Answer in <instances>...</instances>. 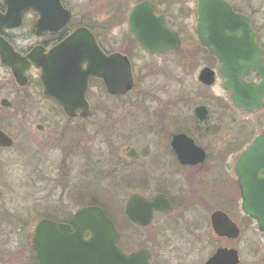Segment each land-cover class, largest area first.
I'll return each instance as SVG.
<instances>
[{"label": "flooded vegetation", "instance_id": "af4514ba", "mask_svg": "<svg viewBox=\"0 0 264 264\" xmlns=\"http://www.w3.org/2000/svg\"><path fill=\"white\" fill-rule=\"evenodd\" d=\"M78 1L37 0V3L43 6L45 16V21L40 26L41 14L37 9L29 7L22 10V6L16 5L11 14L8 0H0V17L11 14L6 25L0 26V132L13 141L10 147L0 146V152L13 149L17 143V135L35 138L38 135L44 136L51 126L50 103L56 106L57 118L61 116L69 121H86L98 116H107L106 123H95L96 134L92 136V140L95 142L97 137L98 140L92 152L93 165L91 163V170L86 173L85 181H80L82 183L80 185L89 184L91 191L84 189L89 190L90 196H118L120 191H137L129 196L138 194L145 200L163 196L166 199L169 209L155 210L149 223L140 227L142 249L150 251L152 264H161L156 262L153 242L165 248L170 244V237L172 239L182 235L181 233L187 234V231L212 232L219 246L211 257L219 249H235L241 264V255L238 248L234 247V243L242 237L245 225L248 228L255 226L257 231L259 225L243 209L236 164L255 139L264 135V130L256 131V127L252 129L244 123L233 131L229 130L228 133L234 134H220L222 127L229 124L223 113L215 117L212 110L202 104L198 105L189 117H181L175 103L168 106L161 98H157L150 99L152 102L148 105L146 99L142 97L144 113L139 126H136L137 131L132 133L128 130L129 119L115 120L113 113H97L98 106L95 104L93 88L97 83L103 87L105 85L103 80L95 78L89 81L86 98L91 115L83 118L79 113L75 118H70L53 99L45 96L41 83V69L30 60L35 53H40L44 61H52L57 47L77 30L86 29L106 56L114 54L126 56L135 75L134 63L130 56L106 48L102 39H108L116 26L127 23L128 40L134 42L129 31L128 16L136 5L142 4L146 10H151L155 18H162L170 31L178 35L181 47L163 54H153L134 42L138 49L140 48L150 58L171 56L174 61L182 60L183 67L188 72L198 70L197 80L209 94L221 80L229 100L219 97L216 99L213 94L208 97L211 102L222 103L220 108L231 107L247 115L262 113L264 107L249 112L232 102L231 93L224 87L225 79L219 73L218 59L201 46L197 30L202 0H84L90 4L101 3L102 7L108 10V19L102 22L89 18L88 14L76 12ZM223 1L235 14L248 20L250 29L264 52V0ZM186 45L189 47L188 50H184ZM142 59L145 61L144 57ZM205 69L215 73V82L212 86L204 85L200 81L201 72ZM143 70L142 64V75ZM134 78L136 81V76ZM245 81L251 84L261 82L253 73L246 75ZM112 97L120 99L125 96ZM199 107H205L207 110L202 118L196 112ZM149 109L155 112H147ZM110 116L113 118L110 119ZM117 116L120 117V114ZM229 120L231 122V119ZM100 133H105L101 139ZM210 136L217 138V143H220L216 149L210 148L208 140ZM136 138L140 140L139 146L134 142ZM204 142L208 143L205 145ZM106 152L110 154L109 157L106 156ZM236 153L237 155H234ZM234 156L236 158L231 166L230 162ZM212 171L215 174L217 172L215 177L211 176ZM260 176L264 177V172H261ZM102 186H106L107 189H101ZM81 194L85 195L80 193L79 196ZM120 194L125 196L124 193ZM82 208L59 222L70 225L76 213ZM218 213L224 214L234 224L238 231L237 237L221 236L216 233L214 219ZM146 231L153 232L154 235L147 238ZM85 238H89L88 233ZM32 239L30 247L33 253ZM29 264H38L34 253Z\"/></svg>", "mask_w": 264, "mask_h": 264}, {"label": "water", "instance_id": "95a60500", "mask_svg": "<svg viewBox=\"0 0 264 264\" xmlns=\"http://www.w3.org/2000/svg\"><path fill=\"white\" fill-rule=\"evenodd\" d=\"M9 11L16 5L29 7L41 14L40 26L45 21L44 8L37 0H8ZM198 25L199 42L220 63L219 73L225 79L224 87L231 93L232 102L246 111L264 107V52L251 31L247 19L233 12L223 0H202ZM0 17V26L11 16ZM129 31L134 40L150 53L163 54L178 50L181 42L170 31L162 18H155L151 10L136 5L128 17ZM54 59L44 61L40 53L30 57L31 63L41 69V83L45 96L53 99L70 118L79 113L91 115L87 101L89 81L102 79L110 95L122 96L135 86L131 63L126 56H106L92 34L86 29L73 33L53 53ZM86 66V67H84ZM260 78L259 84L245 81L248 74ZM200 81L207 86L215 82L210 69L201 72ZM196 112L202 118L205 107ZM185 142V141H184ZM186 143V142H185ZM13 141L0 132V146L10 147ZM264 135L255 139L240 156L236 174L243 197V209L258 222L264 233ZM169 209L163 196L145 200L134 194L125 205L127 217L136 225L149 223L155 210ZM214 228L218 235L235 238L238 231L222 213L215 215ZM145 221V222H142ZM86 233L89 238L86 239ZM119 231L104 210L98 206L82 208L70 225L44 219L38 223L33 236V249L38 264H152L151 253L139 248L131 253L119 246ZM206 264H239L235 249H219Z\"/></svg>", "mask_w": 264, "mask_h": 264}, {"label": "rangeland", "instance_id": "374dc122", "mask_svg": "<svg viewBox=\"0 0 264 264\" xmlns=\"http://www.w3.org/2000/svg\"><path fill=\"white\" fill-rule=\"evenodd\" d=\"M89 4L79 0L76 4V12L88 14L89 18L98 22L108 19V10L102 7L101 3ZM127 32V23L118 25L113 29L111 36L108 39H102V42L106 48L121 51L130 56L135 68L136 87L129 95L118 99L108 95L104 87L97 83L95 85L97 87L93 88V94L96 97L98 114L113 113L115 120L129 119L128 130L133 133L137 131L136 126H139L144 113L142 97L146 99L148 105L152 102L150 99L161 98L168 106L175 103L181 117H189V114L202 104L212 110L215 117L223 113L229 124L222 127L220 134H234V132L228 133L229 130L233 131L238 128V125L243 126L244 123L249 128L256 127V131L264 130V111L258 115L242 114L231 107L230 109L229 107L220 108L222 103L212 101L214 104L208 99L213 94L216 99L219 97L229 100L221 80L210 90L211 92L208 91L211 94L207 93L197 80L198 70L188 72L184 69L182 60L174 61L171 56H168L169 58L147 57L137 45L132 43L133 41L128 40ZM188 49L186 45L184 50ZM142 64L144 65L143 75ZM49 108L51 126L44 136L38 135L35 138L17 135L14 148L0 152L1 264H29L33 254L30 247L31 239L34 228L40 220L67 219L79 208L92 206L91 203L99 200L101 196H90L89 184H80L85 181L86 173L90 172L93 165L92 152L98 140V137L95 142L92 140V136L96 134L95 123H104L107 116H98L86 121H69L61 116L57 118V109L53 103H50ZM147 112L153 111L149 109ZM119 114L120 117L117 116ZM112 118L110 116V119ZM104 134L100 133L99 139ZM208 140L212 150L220 144L213 136H210ZM134 142L140 145L138 138ZM207 143L204 142L205 145ZM106 156L109 157L110 154L106 152ZM235 158V156L232 158L231 166ZM229 170L231 171L232 167ZM215 175L217 172L215 174L212 171L211 176L215 177ZM104 188L107 189L106 186L101 187V189ZM80 193L85 195L79 196ZM120 193H124L125 196ZM132 193L137 191H120L118 196H109L115 199L112 204V201L107 200L114 218L125 228V240L129 242V247L132 249L129 252L142 247V229L135 226L130 228L127 222H124L127 220L124 206ZM181 234L172 239L170 237V244L165 248L153 242L152 248L156 253V262L205 264L219 246L212 232L187 231V234ZM149 235L153 236L154 233L146 231L145 236L149 238ZM170 235L173 236L172 233ZM234 247H237L240 252L241 264H264V234L257 231L255 226L248 228L245 225L242 237L234 243Z\"/></svg>", "mask_w": 264, "mask_h": 264}, {"label": "trees", "instance_id": "16d2710c", "mask_svg": "<svg viewBox=\"0 0 264 264\" xmlns=\"http://www.w3.org/2000/svg\"><path fill=\"white\" fill-rule=\"evenodd\" d=\"M134 43V42H132ZM99 197V196H98ZM104 197V199H103ZM106 198V199H105ZM107 200H110L111 204L113 203V201L115 200L114 198H109L108 197H105V196H100V199L97 200L96 202L93 201V203H91L92 206H99L101 207L102 209H104V211L106 212L107 216L116 223V225L118 226L119 230H120V241H119V245L126 251H130L132 250L130 247H129V242L127 240H125V235H124V231H125V228L123 226V224L120 222L118 223V221H116V219L114 218V213L113 211L109 208L108 204H107ZM114 206V205H113ZM116 208V207H115ZM117 210V208H116ZM127 219V218H126ZM125 220V218H124ZM58 221V220H57ZM125 223L127 222V224L129 225L128 227L132 228L131 226H134L132 223H130V221L125 220L124 221ZM136 227V226H135Z\"/></svg>", "mask_w": 264, "mask_h": 264}]
</instances>
